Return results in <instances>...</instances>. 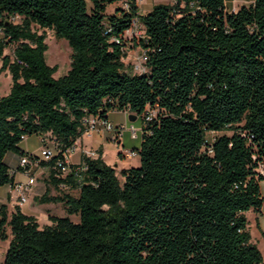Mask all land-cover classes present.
I'll list each match as a JSON object with an SVG mask.
<instances>
[{
  "label": "trees",
  "instance_id": "1",
  "mask_svg": "<svg viewBox=\"0 0 264 264\" xmlns=\"http://www.w3.org/2000/svg\"><path fill=\"white\" fill-rule=\"evenodd\" d=\"M173 1L141 15L136 0H0V75L12 81L0 96V187L13 184L4 159L27 155L26 137L54 142L58 156L40 163L51 168L85 118H142L140 164L122 181L100 157L82 155L79 180L50 170L47 183L78 195L38 202L61 203L68 217L40 226L0 205V240L11 233L4 264H263L246 214L264 204V0L230 13L225 0ZM134 20L144 29L141 74L123 62ZM34 26L71 48L63 77ZM209 132L222 134L209 143Z\"/></svg>",
  "mask_w": 264,
  "mask_h": 264
},
{
  "label": "rangeland",
  "instance_id": "2",
  "mask_svg": "<svg viewBox=\"0 0 264 264\" xmlns=\"http://www.w3.org/2000/svg\"><path fill=\"white\" fill-rule=\"evenodd\" d=\"M253 0H225V9L228 13L230 12H236L240 7L242 6H249L252 4ZM157 4H168L173 5V0H143L142 2H138V13L141 15L146 14L148 11L152 9L154 5ZM122 1H118L112 5H109L107 7L106 13L108 15L114 14L118 9L123 7ZM19 19L16 18L15 22H18ZM33 29L39 34H45V43L47 45V51L45 52V61L48 66H56L57 70L54 73L53 77L55 79H58L60 77H63L66 75V73L70 69V62H71V55L72 50L69 47L66 40L63 39H57L55 37V34L52 30L49 29H41L37 26H34ZM0 37H2V33L0 32ZM144 37V29L140 23L136 25V27L133 29L132 33L126 34V44H127V50H126V58L123 60L124 64L127 67V71L133 73V74H141L144 69V52L142 49L138 46L139 41L143 39ZM4 55H8L12 57L13 55V47L6 48L4 50ZM12 85L11 76L9 73L3 72L0 75V96H5L9 93L10 88ZM113 117L116 119H119V115H113ZM132 122H129L128 129L130 126H132ZM133 127V126H132ZM136 129V128H135ZM222 133H215V132H209L207 133V140L208 142H212L215 137L218 135H221ZM229 134V133H227ZM137 136L139 137V133L137 132ZM112 144L114 147H109L108 150V157L107 160H112L114 157H116V154L113 153V150H115V147H118L120 144L112 141ZM24 145L29 146L30 148L38 151L39 154V144L38 139L35 137L30 138ZM117 177L120 181H122V177L120 176L119 172H116ZM46 179L47 176L43 175ZM37 178V177H36ZM42 180L39 179V177L36 180V184H42ZM261 186V192L262 196L264 198V181L260 183ZM56 193L60 192L59 189H55ZM31 194V193H30ZM30 196V195H29ZM30 199H28V203H30ZM34 207L36 210V213L39 214V224L40 226H43L45 222V218L42 214H45L44 210L50 209L52 214H55L56 216L60 218L68 217L65 209L58 205L59 203H46L45 205L39 204L38 202L34 203ZM49 204V205H47ZM248 223H249V231L251 234V241L253 244L257 246L259 249L263 264H264V204L261 210V213H255L253 211H250L246 214ZM70 219L78 223L79 217L78 216H70ZM7 235L8 240L1 241L0 240V264H4V257L6 250L9 245V241L11 238L10 228L7 227Z\"/></svg>",
  "mask_w": 264,
  "mask_h": 264
},
{
  "label": "crops",
  "instance_id": "3",
  "mask_svg": "<svg viewBox=\"0 0 264 264\" xmlns=\"http://www.w3.org/2000/svg\"><path fill=\"white\" fill-rule=\"evenodd\" d=\"M119 115V119H115L113 115ZM130 113H125L121 111H113L108 113L107 119L110 123H112L115 126L119 125H125L128 127L129 122H132V126L137 129L139 133V137L137 139H132L130 132L125 131L123 132L121 140L118 142L120 145L118 147H115L113 150V153L116 154V157H114L112 160H107L108 157V148L114 147V145L111 142L112 135L110 133H99V134H92L90 136L83 135L78 139L76 150L71 153L69 156V163L71 165H78L82 163V155L88 156L86 153L94 152L96 154L95 157H100L101 160L108 166L113 167L116 172H121L122 170L129 169L132 167H138L140 164V159L138 155V150L141 146V127H142V118L138 115H136V118L134 121L129 120ZM135 115V114H134ZM35 137L38 139L39 144V151L42 150V138L37 135H33L30 137H26L23 139L21 143V149L24 150L27 154L33 155V156H39L38 151L30 148L29 146L24 145L30 138ZM128 152H135L134 156H128ZM19 158L20 156L14 153H8L5 156V163L10 168V171L16 170L14 172L13 176V183L25 181L26 177L24 173L21 170H18V164H19ZM33 172L35 176L42 180V184H36L35 187L32 189V192L29 196L30 203H27L20 207L21 211L29 216H34L38 223H39V214L36 213L34 203L38 202L39 198L42 197L45 193H48L50 196H60L63 194H70L72 196L78 195V190H70L65 185H60L58 193H56L55 189L51 184L47 183L48 179H46L43 175H46L47 178L50 175V168L48 166L39 165L38 167L33 169ZM11 184L4 185L0 187V205L7 206L8 213L11 214L14 208L17 206L15 200L11 196ZM39 203V202H38ZM40 204V203H39ZM45 205V204H43ZM49 205V204H47ZM58 205H61L59 203ZM62 206V205H61ZM64 208V206H62ZM45 214H42L45 218V222L43 225H49L50 222L48 220L49 215H54L52 212H50V209L44 210Z\"/></svg>",
  "mask_w": 264,
  "mask_h": 264
},
{
  "label": "built area",
  "instance_id": "4",
  "mask_svg": "<svg viewBox=\"0 0 264 264\" xmlns=\"http://www.w3.org/2000/svg\"><path fill=\"white\" fill-rule=\"evenodd\" d=\"M143 0H136L137 4L138 2H142ZM125 8L127 9V5L125 4ZM139 22L137 20H134L132 23V26L129 30H127L124 34L123 39H126V34L132 33L133 29L136 27V25ZM141 25V24H140ZM1 32V30H0ZM116 43H119V39H115ZM127 50V47H126ZM145 72V67L142 71V73ZM125 113H129L128 111H125ZM152 114H145L143 116V120L148 121L151 119ZM84 130L81 136L83 135H92V134H99V133H110L112 135L111 140L115 142H119L122 138L123 132L129 131L132 139H137V129L130 126L126 127L125 125H119L115 126L112 123L108 121V119L100 118V117H87L83 121ZM141 133H142V127H141ZM42 142V150L40 151L39 156H33V155H23L19 158V164H18V170H21L26 179L25 181L15 182L11 185V196L15 200L16 204L21 207L28 203L29 195L32 192V189L36 185V176L33 172V169L38 167L41 163V161H50L52 158H55L58 156L59 152L56 150L54 146V142L48 138H43L41 140ZM78 143V139L74 143V145L65 151L64 153H61V157L57 158L54 165L50 168V170L56 171L55 176L57 178H64L68 174H73L74 178L81 179V175L87 170V167L84 163L78 164V165H71L69 163V156L71 153H73L76 150ZM87 157H95L96 154L94 152L86 153ZM128 156H134L135 152H128ZM16 170L11 171V174L13 175ZM63 185V184H62ZM61 185V186H62Z\"/></svg>",
  "mask_w": 264,
  "mask_h": 264
},
{
  "label": "water",
  "instance_id": "5",
  "mask_svg": "<svg viewBox=\"0 0 264 264\" xmlns=\"http://www.w3.org/2000/svg\"><path fill=\"white\" fill-rule=\"evenodd\" d=\"M135 118H136V115H134V114H131V115L129 116V120H130V121H134Z\"/></svg>",
  "mask_w": 264,
  "mask_h": 264
}]
</instances>
